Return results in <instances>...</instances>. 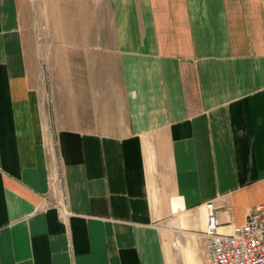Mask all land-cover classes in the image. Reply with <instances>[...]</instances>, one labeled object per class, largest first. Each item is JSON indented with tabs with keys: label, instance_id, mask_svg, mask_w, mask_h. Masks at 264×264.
I'll return each mask as SVG.
<instances>
[{
	"label": "crops",
	"instance_id": "1",
	"mask_svg": "<svg viewBox=\"0 0 264 264\" xmlns=\"http://www.w3.org/2000/svg\"><path fill=\"white\" fill-rule=\"evenodd\" d=\"M264 203V0H0V264H209Z\"/></svg>",
	"mask_w": 264,
	"mask_h": 264
},
{
	"label": "built area",
	"instance_id": "2",
	"mask_svg": "<svg viewBox=\"0 0 264 264\" xmlns=\"http://www.w3.org/2000/svg\"><path fill=\"white\" fill-rule=\"evenodd\" d=\"M204 237L209 264H264V203L252 208L230 232L218 229L211 210Z\"/></svg>",
	"mask_w": 264,
	"mask_h": 264
}]
</instances>
